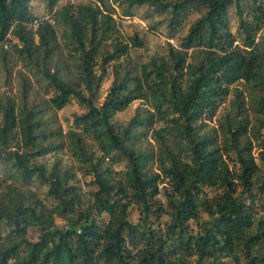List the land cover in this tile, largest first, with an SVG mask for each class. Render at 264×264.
<instances>
[{"label": "trees", "instance_id": "trees-1", "mask_svg": "<svg viewBox=\"0 0 264 264\" xmlns=\"http://www.w3.org/2000/svg\"><path fill=\"white\" fill-rule=\"evenodd\" d=\"M31 1L0 0V264H264V0ZM142 5L198 16L137 60Z\"/></svg>", "mask_w": 264, "mask_h": 264}, {"label": "rangeland", "instance_id": "rangeland-1", "mask_svg": "<svg viewBox=\"0 0 264 264\" xmlns=\"http://www.w3.org/2000/svg\"><path fill=\"white\" fill-rule=\"evenodd\" d=\"M81 3H91L93 0H75ZM30 10L34 16L37 17H46L43 9V4L40 0H32L30 2ZM148 6L142 5L139 7H134L132 9L131 15H123L119 9L115 10L113 17L116 22V27L119 35L126 39L128 36L132 34H137V36L142 40V46L138 48H131L130 54L132 57L137 60H145L149 56L153 54H161L165 51L167 42L173 45H176L178 42V38L183 36L190 23L198 16V14L193 13L188 16L185 20L181 31L176 34L173 38H167V31L163 25L155 26L154 22L159 19L158 16H154L152 18H145L144 14L147 13ZM232 12V11H231ZM229 19L231 24V30L233 31L236 26L235 17L229 13ZM155 26V28H153ZM264 33V32H262ZM109 85V78L103 79L101 83V87L99 90V101L102 99L107 87ZM138 104V101H133L125 110L117 113L111 121L114 123H121L127 121L131 115L133 114L134 107ZM225 106H222L216 115L219 117L224 110ZM83 111V109L75 102V100L71 99L69 103H67L62 109L57 112L59 121L61 126L65 129L70 124L72 117L74 114H79ZM213 123V122H212ZM42 160V159H37ZM85 188V187H84ZM202 218H206L204 213H200ZM138 217L137 209L134 206H131L129 209L128 219L131 223H135ZM166 217L163 216L162 220H165ZM55 223L57 225H61L62 220L55 218ZM192 228H194V222L191 223ZM37 235V229L35 227H31L27 230V237L29 240H35ZM228 264L230 263L226 260Z\"/></svg>", "mask_w": 264, "mask_h": 264}]
</instances>
